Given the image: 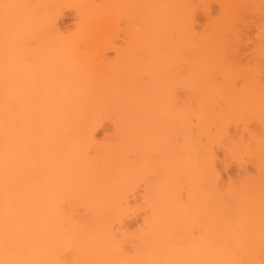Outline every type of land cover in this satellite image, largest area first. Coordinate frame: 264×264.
I'll use <instances>...</instances> for the list:
<instances>
[{"label": "bare ground", "instance_id": "1", "mask_svg": "<svg viewBox=\"0 0 264 264\" xmlns=\"http://www.w3.org/2000/svg\"><path fill=\"white\" fill-rule=\"evenodd\" d=\"M136 1L0 0V264H264V0ZM64 3L126 14L113 65Z\"/></svg>", "mask_w": 264, "mask_h": 264}, {"label": "rangeland", "instance_id": "2", "mask_svg": "<svg viewBox=\"0 0 264 264\" xmlns=\"http://www.w3.org/2000/svg\"><path fill=\"white\" fill-rule=\"evenodd\" d=\"M113 1L114 0H93V5L98 6V7H100V6L102 7L107 2V5H109V7H111V4H113ZM115 1H120V5L122 4L125 6H127V4H128V3H126L127 1L130 2V0H115ZM138 1H141V0H138ZM124 2H125V4H123ZM184 2L183 3L185 5V7L187 6V10H188L185 13L184 21L185 22H193L192 24H193L195 32H200L205 27L210 25L208 23L212 24L214 21H217L220 18L219 17L221 15L220 9H221L222 4L224 3L223 0H184ZM117 3L119 5V2H117ZM135 5L137 6V13H138L137 18H136V22L138 19V21L139 20L140 21L137 23L140 24V22H141V11H139V10H141L142 8L139 9V7H138L139 3L137 1H136ZM76 6L77 5L69 4V3H64L60 6V8L58 9L59 11L57 13L58 14L57 24L59 26V29L61 31H63L62 33H64V35H67L69 37L74 36L76 38H79V35H82V36H80L82 38H86V37H91V34H92V36L97 34V36H99V38H100L99 42H98V46L95 47L93 56L88 59V63L91 66V70L96 71L97 69L104 67L106 64L113 65L112 64L113 59L115 58L114 50L115 49H121V46H122L121 45V38L124 36V34H126L125 32L128 31L127 28H130V25H131V23L126 19V14L125 13H121V14L117 13L113 16V9L110 10V8H109L108 12L107 11L104 12L105 17L104 16L101 17L100 15L94 16V18L91 19V22L89 24V21H87V20L83 21V19L81 20V18L83 17L82 16L83 13L79 15L78 13L81 12V10L79 9V12H78L77 11L78 9L75 8ZM219 6H220V8H219ZM191 9H192V11H191ZM205 10H207V11H205ZM122 12H124V11L122 10ZM204 13H206V14H204ZM89 14H92V13L89 12ZM93 15H94V13H93ZM205 15H207V17L209 16V18H207ZM136 22L133 23V27H135L136 25L139 26V24H137ZM138 26H136L135 30L139 29ZM94 31H95V33H94ZM140 31H141V29H140ZM82 32H83V34H82ZM76 34L78 36H76ZM83 36H85V37H83Z\"/></svg>", "mask_w": 264, "mask_h": 264}]
</instances>
